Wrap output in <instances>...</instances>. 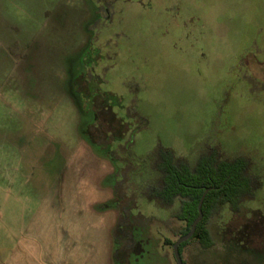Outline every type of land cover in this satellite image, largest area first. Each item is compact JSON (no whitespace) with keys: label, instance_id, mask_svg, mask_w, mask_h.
Masks as SVG:
<instances>
[{"label":"rangeland","instance_id":"1","mask_svg":"<svg viewBox=\"0 0 264 264\" xmlns=\"http://www.w3.org/2000/svg\"><path fill=\"white\" fill-rule=\"evenodd\" d=\"M161 147L191 167L216 149L250 179L183 264H264V0H0V264L68 190L104 219L117 183L139 196L122 263L177 264L179 203L141 196Z\"/></svg>","mask_w":264,"mask_h":264},{"label":"trees","instance_id":"2","mask_svg":"<svg viewBox=\"0 0 264 264\" xmlns=\"http://www.w3.org/2000/svg\"><path fill=\"white\" fill-rule=\"evenodd\" d=\"M134 134L135 132L130 134L126 145L132 144ZM156 155L155 162L149 165L148 186L141 196L163 209H171L179 203L174 217L185 222L180 232L181 237L190 231L193 221L199 215L198 205L201 197L205 190L209 189L202 205L203 219L191 239L197 238L204 248H210L213 244L207 224L216 208L228 205L234 213H240L241 205L252 196L247 194L251 186L243 163L240 160H221L220 154H216V149L212 153L202 155L194 167L190 166L186 158L176 156L171 149L161 147ZM132 170L136 169L132 167L124 171L125 183L129 181L127 176ZM113 188V205L108 208L116 213V223L112 231L115 241L113 263L123 264L126 256L136 246L134 232L138 216H134L131 210L136 207L139 196L134 192L127 193L119 183ZM175 242L165 241L171 246ZM188 242L189 240L179 246L180 254Z\"/></svg>","mask_w":264,"mask_h":264},{"label":"crops","instance_id":"3","mask_svg":"<svg viewBox=\"0 0 264 264\" xmlns=\"http://www.w3.org/2000/svg\"><path fill=\"white\" fill-rule=\"evenodd\" d=\"M105 190L113 194V190ZM72 196V190H68L63 199L68 204L57 203L46 210L51 222L39 218L33 221L28 236L20 247L11 250L4 264H113L116 213L109 211L104 219L93 220L92 209H78Z\"/></svg>","mask_w":264,"mask_h":264},{"label":"water","instance_id":"4","mask_svg":"<svg viewBox=\"0 0 264 264\" xmlns=\"http://www.w3.org/2000/svg\"><path fill=\"white\" fill-rule=\"evenodd\" d=\"M208 192H209V189H206L204 194H203V196L201 197V200H200L199 205H198L199 215L193 221L190 231L187 234L181 236L173 245L174 257L176 259L177 264H183V261H182V258H181V254H180V251H179V246L183 242H185L187 240H190L194 236V234L196 232L197 225L203 219L202 205H203L204 199H205V197H206Z\"/></svg>","mask_w":264,"mask_h":264},{"label":"flooded vegetation","instance_id":"5","mask_svg":"<svg viewBox=\"0 0 264 264\" xmlns=\"http://www.w3.org/2000/svg\"><path fill=\"white\" fill-rule=\"evenodd\" d=\"M262 229H261V237H262V251H259V252H264V224L262 223ZM248 237H249V235L248 236H246L245 238H247L248 239ZM237 240V239H236ZM252 242V238L250 239V240H246L245 241V243L247 244V246H248V244H250ZM248 248V247H247ZM251 251H258V250H256L255 248H253V247H250L249 248Z\"/></svg>","mask_w":264,"mask_h":264}]
</instances>
